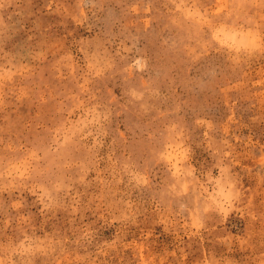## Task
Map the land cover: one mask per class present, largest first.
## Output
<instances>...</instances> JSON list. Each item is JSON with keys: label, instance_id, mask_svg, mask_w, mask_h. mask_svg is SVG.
Masks as SVG:
<instances>
[{"label": "rangeland", "instance_id": "obj_1", "mask_svg": "<svg viewBox=\"0 0 264 264\" xmlns=\"http://www.w3.org/2000/svg\"><path fill=\"white\" fill-rule=\"evenodd\" d=\"M0 264H264V0H0Z\"/></svg>", "mask_w": 264, "mask_h": 264}]
</instances>
